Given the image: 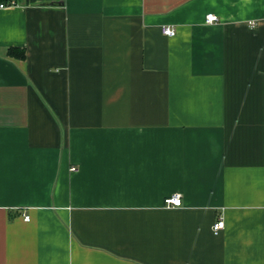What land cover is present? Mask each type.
<instances>
[{"label":"crops","instance_id":"crops-1","mask_svg":"<svg viewBox=\"0 0 264 264\" xmlns=\"http://www.w3.org/2000/svg\"><path fill=\"white\" fill-rule=\"evenodd\" d=\"M16 3L0 264H264V0Z\"/></svg>","mask_w":264,"mask_h":264},{"label":"built area","instance_id":"built-area-1","mask_svg":"<svg viewBox=\"0 0 264 264\" xmlns=\"http://www.w3.org/2000/svg\"><path fill=\"white\" fill-rule=\"evenodd\" d=\"M16 0H11L9 3H0V9H7L10 7H14L16 6ZM218 21V16L215 14H209L207 16V22L209 23H213ZM163 32L164 34L168 35V36H173L175 34V30L172 29L169 26H164L163 27ZM72 171H77L76 167H72L71 169ZM166 205L169 208H178V207H182L183 205V201H182V196L181 194H174L171 197H169L168 199H166ZM25 218L27 220H29V216L26 215ZM225 227V222L223 219H220L218 222H216L213 226V230L215 231V233H220Z\"/></svg>","mask_w":264,"mask_h":264},{"label":"trees","instance_id":"trees-1","mask_svg":"<svg viewBox=\"0 0 264 264\" xmlns=\"http://www.w3.org/2000/svg\"><path fill=\"white\" fill-rule=\"evenodd\" d=\"M8 54L12 57L21 58V59H25L26 57V52L24 51V49H20L16 47L10 48Z\"/></svg>","mask_w":264,"mask_h":264}]
</instances>
